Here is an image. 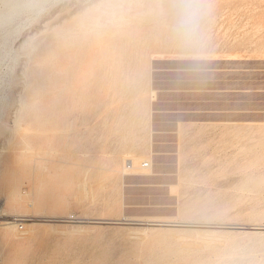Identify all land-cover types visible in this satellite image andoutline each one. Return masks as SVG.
<instances>
[{
  "label": "rangeland",
  "instance_id": "rangeland-1",
  "mask_svg": "<svg viewBox=\"0 0 264 264\" xmlns=\"http://www.w3.org/2000/svg\"><path fill=\"white\" fill-rule=\"evenodd\" d=\"M70 1L48 0L40 12L24 10L0 26V124L13 122L19 95L27 86L21 70L46 54L50 25L58 21L54 15H63L61 8ZM208 2L212 6L208 28L212 27L198 75L190 74L189 61L169 47L155 25L156 29L144 25H153L150 20L130 19L122 26L124 46L132 50L139 42L135 36L140 35H153L166 43L149 47L150 52L160 51L150 61L146 57L151 53L144 57L147 68L137 72L132 63L138 58L125 53L122 62L132 63L118 72V100L103 110L92 95L86 100L93 109L85 104L83 119L70 116L71 127L48 131L51 138H34L26 149L19 145L16 152H39L49 160L44 161L47 170L37 169L32 179L22 183V193L31 195L26 203L9 205L8 188L0 187V264H6L8 256H15L16 264H197L175 254L148 262L152 238L160 235L183 248L200 249L207 264L240 263L250 257V250L263 259L259 243L264 229L253 227L264 225V0ZM26 40L24 48L21 44ZM94 85L88 92L97 93ZM62 101L54 111L66 106ZM7 135L0 126V167L15 153L14 146L6 147ZM145 161L150 166H144ZM72 170L80 171L81 180L66 185L61 174ZM58 196L62 200L57 201ZM38 199H43L42 205ZM98 218L138 223H107ZM231 240L234 253H217Z\"/></svg>",
  "mask_w": 264,
  "mask_h": 264
},
{
  "label": "bare ground",
  "instance_id": "bare-ground-1",
  "mask_svg": "<svg viewBox=\"0 0 264 264\" xmlns=\"http://www.w3.org/2000/svg\"><path fill=\"white\" fill-rule=\"evenodd\" d=\"M1 1L3 2L4 7L2 9H0V26L3 23H6V22L10 21L11 19H13L15 16L19 15L24 10L32 9V8H38V11L40 12L41 10L44 9L45 4L48 2V0H1ZM86 1H88L89 3H87ZM133 2H146V0H133ZM98 3H100V0H72L65 7L61 8V10L64 11L63 15H62V13L58 14V12H57V15H54V16L57 17L58 21H56V23H52L50 25V28H49V29H51V32H50V34L48 33L49 35L47 37L48 39L46 42V43H48V45L46 44V46H48V47H47V50L45 52L46 53L45 55H47V57H45L44 54L38 55L37 57L35 56L36 59L34 61V64H29L32 66H29L30 68L28 67L27 70L25 68L26 72H25V70H21V71H24L23 73H25V78H26V83H27L25 85H27V86L25 88H23L25 90L23 91V93L21 95H19L20 99H18V100L20 101L19 102L20 106H18L17 109L14 111L15 116L13 115L14 119H13L12 123L10 122L11 124H9L7 121L1 122V124H0L1 127L4 126L5 130H7V133H8V135H7V146L6 147H11V146L15 147V151H14L15 153L12 156V158H10L9 160H3L1 162V167H0V187L4 186V187L8 188L7 189L8 190L7 201L9 203V205H17L19 203L24 204V202L31 195L28 196V194H26L25 192H24L25 194L22 193V191H21L22 183L25 181V179L31 178V175H33V173L37 169L41 170L42 167H45V169H46L47 166L45 165L44 161L49 160V158L46 156H43V154L41 156H39V152L38 153L36 152L33 155L26 153L27 150L26 151L24 150V152L23 151L22 152H16L19 145H23V147L26 149V146L29 147L31 142L34 141V138L38 139L42 136H45L47 139H49L51 137L49 135L47 136L48 131H50L51 133H56L62 127H65V126L71 127L74 123V120L83 119L82 118V116H84L83 115V112H84L83 106L85 104L88 106H90V104L92 105V103L88 104V102L86 100L87 98L92 97V95H94V98H97V102H96V104L95 103L94 104L97 105V107L99 109L103 108L104 106L107 107L109 104L114 103L116 100H118V99L115 100V97L118 98V96L121 95V93L119 92V90L117 88L118 82H119L118 74L122 73L120 71L124 66H126L127 64L131 65L130 63H132L131 60H127V63L124 64L122 62V58L124 56L126 57L129 53H134L136 56L135 59L138 58V60L135 62V59L132 57V59H133L132 61L135 62V64L132 63V65L136 68L135 70L137 72L142 73V70L143 69L145 70L147 68L146 66H144L145 65L144 63H147L144 61V57H146L149 53H151V55L149 57H146L147 59L149 58L148 61H150L152 59V57H154L158 53V51H160V49H159V50H152L150 52L149 47L152 48L155 45V46L161 48V47L165 46L164 44H166L163 41H162V43H164V44L161 43L162 38H160V40H159L158 37L151 35L155 31H153V33L150 34L151 36H148L147 38H146V36H141L139 34L140 33L139 32L138 34L140 36H138V37L135 36L134 34L132 35V36H135L136 37L135 40L138 39L139 42L136 43V41L135 42L133 41V43H136V44H133L132 45L133 49L130 50L128 48L130 46L126 47V46H124L123 42L121 43V41H125L122 38V36H123L122 34H123V30H124L122 28V26L118 27V28H109V29H106L102 32L95 31L94 29H92L89 26L88 21L90 18V14L92 13L93 9L96 7V5ZM227 10L229 11V9H227ZM57 11L60 12L59 9ZM229 12H231V11H229ZM229 12H227V13H229ZM235 12H237V10L234 11V14H235ZM244 12H246V11H244ZM227 13H226V15H227ZM234 14H232V15H234ZM228 15H231V14H228ZM52 16H51V18H52ZM231 18L233 19V17H231ZM133 19H136V18H133ZM216 20H217V18H216ZM223 20H225V19H223ZM135 21H137V20H135ZM213 21H214V19H213ZM219 21L221 22L222 20L220 19ZM227 21L229 22L228 19H227ZM132 22H134V21H132ZM127 23H129V21ZM213 23L216 24V22H213ZM213 23H211V24H213ZM126 24H124V25H126ZM226 24H225V26L227 27ZM144 25L147 27H150V26L153 27L154 26V24L153 25L144 24ZM144 25H142V26H144ZM228 25H229V23H228ZM128 26H130V25H128ZM136 26L137 25H134L133 27L135 28ZM226 27H224V28H226ZM153 28H155V26ZM153 28H151V29H153ZM210 28H208V30ZM125 29H128V28H125ZM138 29H139V27H138ZM142 29H143V27H142ZM133 30L135 31V29H133ZM148 30H150V29H148ZM147 32H149V31H147ZM218 32H217V34H218ZM142 33L145 34V32H141V34ZM208 33H210V32H208ZM211 34H209V35H211ZM124 35H127V33ZM233 35H236V34L234 33ZM129 36H127V40L129 38V41L131 42L132 37H129ZM213 36L211 37V39L213 38ZM230 36H232V35H230ZM225 38H227V37H225ZM232 38L233 37H231V39ZM24 39H25V37H24ZM30 40H31V38H30ZM220 40H221V38H220ZM33 41L37 42L35 40H33ZM222 41H225V40H222ZM26 42H27V40L24 41L21 44V46L26 48L24 46L26 44ZM43 42H44V40H43ZM118 42H120L121 45L118 46V44H119ZM95 43L98 44L97 48H95ZM208 43H209V41H208ZM215 43H217V42H215ZM44 44H45V42H44ZM131 44L132 43H130V45ZM38 46H39V44H38ZM208 46H209V44H208ZM210 46H212V45H210ZM33 47H34V45H33ZM213 47H214V45H213ZM29 49H32V48H29ZM34 49H36V47ZM164 49L168 50L169 48L167 46V48L164 47ZM30 52L32 53V52H34V50L33 51L31 50ZM30 52H29V54H30ZM125 53H127V55ZM36 54H34V55H36ZM134 54H132V55H134ZM170 54H172V53H170ZM132 55H130V56H132ZM17 59H18V57H17ZM32 59L34 60V58H32ZM129 59H130V57H129ZM141 60H142V63L140 62ZM239 64H240V62H239ZM144 67H146V68H144ZM95 69H96V74H95ZM128 69H129V67H128ZM128 69H127V71H128ZM132 71H134V70H132ZM234 71H235V69H234ZM137 72L134 71L135 75H138V74H136ZM240 73H242V72H240ZM126 74L131 75L130 73L129 74L126 73ZM35 75L38 76V79L33 80ZM93 76L96 77L95 80L93 79V78H95ZM124 77H125V75H124ZM126 77H128V76H126ZM25 78H24V80H25ZM125 82H127V81H125ZM93 83L95 85L97 84V86H98V87H95V85H94V87L96 88L95 91L98 90L97 93L95 92L94 94L92 91L88 92L90 86L93 87L92 86ZM122 83H119V84H122ZM130 83H132V82H130ZM214 84H216V83H214ZM215 88H217V87H215ZM202 89H203V87H202ZM150 90H153V89L149 88V93L151 92ZM217 90H219V89H217ZM199 92H201V91H199ZM143 93H145V92H143ZM151 94L153 95V93H151ZM44 96H46V99ZM217 96H220V94L219 95L217 94ZM62 100H64L66 102V106L64 108H60L59 112H57L58 109H57V111H54L55 107L59 108L58 105H60L61 102H63ZM90 100H92V99H90ZM90 100H89V102H93ZM141 100H142V98H141ZM152 101H154V100H152ZM90 108H91V106H90ZM105 108H103V110ZM92 109L93 108H91V110ZM82 110H83V112H82ZM113 110H115V109H113ZM40 111H42V112L38 114V112H40ZM87 111H88V109H87ZM108 113H110V111ZM108 113H107V115H108ZM112 113H115V112L112 111ZM29 114H32V116L26 121L25 117L28 116ZM86 114H89V113H86ZM107 115L105 117H107ZM116 115L118 116V113ZM70 116H72L74 119L71 122H70V119H71ZM85 116H87V115H85ZM88 116H90V115H88ZM51 117H53V118L51 119ZM108 117H110V119H111L110 114ZM36 118L38 119L37 124L33 125V123H31V122H32V120H35ZM85 119L89 120L88 117L84 118V120ZM102 120L107 122V120H105L104 118ZM137 120L138 119L135 120L136 121V122H134L135 124L137 123ZM144 122H146V121H144ZM260 127L262 128V126H260ZM32 130H36V133H33ZM262 131H264L263 128H262ZM39 144H41V143H39ZM45 154H49V152L46 151ZM49 170H50V167H49ZM55 172H57V170ZM72 172H73V170L69 173L65 171L63 174H61V177L68 181V184L65 183L66 185H70L69 181H71L72 182L71 185H73L74 181H77L79 179L81 180L80 171L76 170L73 173ZM48 174H51V172L49 171ZM52 176H54V175H52ZM49 177L50 176L48 175V178ZM42 179H44V178L42 177ZM80 180L78 182H80ZM43 181H45V180H43ZM43 184H44V182H43ZM38 185H36V187ZM34 186H35V184H34ZM60 186H61V184H60ZM80 186H82V185H80ZM77 187H78V185H77ZM43 188H45V187H43ZM72 188L74 190V187H72ZM45 189H47V188H45ZM71 191H72V189L70 190V193L73 194V192H71ZM38 192H39V188H38ZM39 194H41V192ZM58 194L59 193H57V195ZM42 195H44V194H42ZM59 196H60V194H59ZM59 196L57 197V201H58V199H60ZM61 196L63 197L64 195H61ZM50 197H51V195H50ZM39 198H40V195H39ZM43 199H41V200L38 199V200H40L39 203H41V205H42L41 201ZM52 199H53V197H52ZM63 199H65V198H63ZM60 200H62V198ZM35 201H36V199H35ZM66 201H64V202L61 201V202L65 203ZM50 203H52V202H50ZM68 204H70V203H68ZM53 205H55V204H53ZM62 205H64V204H62ZM98 219H100V220H97L99 222H107V223L122 222V221H123L122 223H138L136 221H130V220H110L112 218H98ZM154 220L160 221L157 223H166L164 221H167L165 219H154ZM119 224H121V223H119ZM253 228H257V229L263 228L264 229V225L254 226ZM260 236H264V235H260ZM197 237H199V236H197ZM197 237H195V240ZM152 239H153L152 243L148 249V258H147L148 262H150V263L157 261L158 259H161L162 257H166V256L171 255V254L181 255L183 258H187L186 260L187 261L189 260L190 263L191 262H195L197 264H207L208 263L207 259H205L206 256L203 255V253L201 252L200 249L183 248V247L178 246L176 244L170 243L168 241V239L165 238V236H161V235L158 237H153ZM182 240H184V238ZM195 240H193V241H195ZM197 240L199 242L201 241L199 239H197ZM196 241L191 242V243L192 244L196 243ZM203 241H206V240L204 239ZM215 241H216V239H215ZM215 241L213 240V242H215ZM260 241H262V242L259 243V246H261L262 250H264V239H260ZM187 242H189V243H187L185 245L190 244V241L187 240ZM209 243L211 244L212 241L210 242V240H209ZM197 244H199V243H197ZM202 244H203V242H202ZM206 244H208V243H206ZM235 248H236L235 241L231 240V241H228L226 244H224V246L222 248L216 249V251H217V253H221L220 251H223V250L225 252L228 251L229 253H234ZM254 252L255 251L250 250L249 253L247 254V256H250L249 258H247L246 260H244L243 262H240V263L233 262V264H264V256H263V259L256 258V255ZM6 264H16L15 256H8ZM217 264H228V263L222 262V263H217Z\"/></svg>",
  "mask_w": 264,
  "mask_h": 264
},
{
  "label": "clouds",
  "instance_id": "clouds-1",
  "mask_svg": "<svg viewBox=\"0 0 264 264\" xmlns=\"http://www.w3.org/2000/svg\"><path fill=\"white\" fill-rule=\"evenodd\" d=\"M208 0H100L90 14L89 26L97 32L118 28L130 19H148L171 48L189 61L191 75L201 71L208 45Z\"/></svg>",
  "mask_w": 264,
  "mask_h": 264
},
{
  "label": "built area",
  "instance_id": "built-area-1",
  "mask_svg": "<svg viewBox=\"0 0 264 264\" xmlns=\"http://www.w3.org/2000/svg\"><path fill=\"white\" fill-rule=\"evenodd\" d=\"M144 166H150V163L148 161H145Z\"/></svg>",
  "mask_w": 264,
  "mask_h": 264
},
{
  "label": "water",
  "instance_id": "water-1",
  "mask_svg": "<svg viewBox=\"0 0 264 264\" xmlns=\"http://www.w3.org/2000/svg\"><path fill=\"white\" fill-rule=\"evenodd\" d=\"M123 222V221H122Z\"/></svg>",
  "mask_w": 264,
  "mask_h": 264
}]
</instances>
